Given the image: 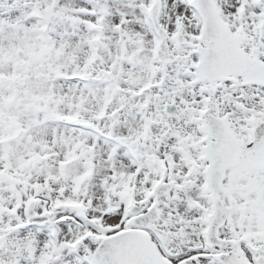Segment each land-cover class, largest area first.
I'll use <instances>...</instances> for the list:
<instances>
[{
    "label": "snow or ice",
    "instance_id": "snow-or-ice-1",
    "mask_svg": "<svg viewBox=\"0 0 264 264\" xmlns=\"http://www.w3.org/2000/svg\"><path fill=\"white\" fill-rule=\"evenodd\" d=\"M0 264H264V0H0Z\"/></svg>",
    "mask_w": 264,
    "mask_h": 264
}]
</instances>
